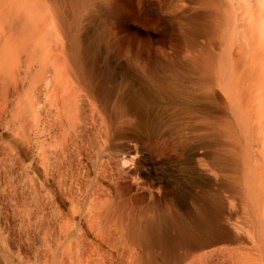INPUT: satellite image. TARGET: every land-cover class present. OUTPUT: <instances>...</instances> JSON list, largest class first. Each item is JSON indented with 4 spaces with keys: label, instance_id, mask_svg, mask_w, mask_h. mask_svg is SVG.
I'll return each mask as SVG.
<instances>
[{
    "label": "bare ground",
    "instance_id": "obj_1",
    "mask_svg": "<svg viewBox=\"0 0 264 264\" xmlns=\"http://www.w3.org/2000/svg\"><path fill=\"white\" fill-rule=\"evenodd\" d=\"M0 264H264V0H0Z\"/></svg>",
    "mask_w": 264,
    "mask_h": 264
},
{
    "label": "rangeland",
    "instance_id": "obj_2",
    "mask_svg": "<svg viewBox=\"0 0 264 264\" xmlns=\"http://www.w3.org/2000/svg\"><path fill=\"white\" fill-rule=\"evenodd\" d=\"M150 19H152L151 16H146V20H150ZM176 21H174L173 34L176 35L177 39L180 40L181 38H180V34L178 33V30H179V27H181L182 22L180 20H178L177 22ZM149 27H150L151 31H155V32L157 31V26L155 25V23H152ZM112 33H113V36L111 37L112 41L120 40V39L124 40L123 44L119 48L114 49L112 51V52H114L112 54L113 66L115 68L117 67V69H123V70L127 69V71L131 75H134L135 77H136V74L139 76L138 72L140 71V67L142 66V63L145 60V58L153 59V60H157V61H161V62H169L173 58H176L178 61L186 62V61H189L190 58H192L194 55L193 49L189 48L188 46H186L181 41H178V43H176V45H174L172 51L168 50V52L166 51L165 53H160V52L156 51L155 49H150L148 47H144L143 44L140 43L139 41H137V43H135V45L130 44L132 42L129 40V39H131V37L129 36L130 37L129 38V37L125 36L126 33H121L118 31L117 32L113 31ZM125 38H127V40ZM203 41L204 40H202V39L200 40V42L202 44L205 42V41L204 42ZM132 57H137V63H134V64H136L135 66L133 65L132 61H129V60H131ZM136 68H138V69H136ZM137 70H138V72H137ZM155 107H156V109H155L156 112L160 111L161 106L156 105V106H154V108ZM177 108L176 109H174V108L170 109L171 113L173 115L171 113H169L170 110H167L166 113L163 114V116L161 115L162 117L160 116V118L157 120L158 123L156 122V125H157L156 130H158L157 135L159 137L158 140L161 141L160 144L158 141V144L160 145L159 149L161 150V148H162V150H163V151L161 150L162 153L160 152V154H161L160 160H158L160 154H159V156L157 155L158 156L157 160H158L159 172L161 175L166 176L169 180L178 178V177H176V175H177V169H176L177 163H179L178 165H181V163H184L185 159H187V154L192 153V149L194 147V146H192L194 144H187L186 146L184 145L185 147H181L180 151L174 150V147H173V145H174V140H173L174 129L176 127H179V128L183 127V128H180V132L181 133L184 132L183 134H188V125L187 124L189 122V118H187V117H184V116H182V117H176L175 116L174 117V115L179 114V112L176 114L174 113L175 111L179 110V108L178 109ZM197 117H199L197 114L191 115L193 122H197L200 119ZM194 118L196 119V121ZM161 119H162V121H160ZM179 119H180V121H179ZM161 123H162V125H161ZM161 126H162V128H161ZM188 136H190V135H188ZM166 148H167V150H166ZM181 176H183V172H181ZM178 182H179L180 188L185 190L186 186L188 185L187 179L185 177L184 178L182 177V179H179ZM167 191H170V190H167Z\"/></svg>",
    "mask_w": 264,
    "mask_h": 264
}]
</instances>
